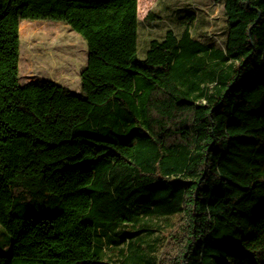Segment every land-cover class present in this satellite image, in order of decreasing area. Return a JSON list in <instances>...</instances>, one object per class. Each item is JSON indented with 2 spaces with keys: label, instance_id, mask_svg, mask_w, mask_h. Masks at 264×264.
<instances>
[{
  "label": "trees",
  "instance_id": "obj_1",
  "mask_svg": "<svg viewBox=\"0 0 264 264\" xmlns=\"http://www.w3.org/2000/svg\"><path fill=\"white\" fill-rule=\"evenodd\" d=\"M215 1L224 49L190 14L140 60L141 0H0V264H111L100 232L174 214L158 264H264V0ZM40 19L85 39L79 92L19 83L20 23Z\"/></svg>",
  "mask_w": 264,
  "mask_h": 264
},
{
  "label": "rangeland",
  "instance_id": "obj_2",
  "mask_svg": "<svg viewBox=\"0 0 264 264\" xmlns=\"http://www.w3.org/2000/svg\"><path fill=\"white\" fill-rule=\"evenodd\" d=\"M138 30V59L146 57L150 41L162 40L172 29L179 37L184 30L182 20L190 14L189 23L195 39L224 49L227 40V17L223 2L215 0H141ZM149 12L153 19L147 18ZM19 83L35 79H49L75 92L81 88V71L87 64L88 49L85 39L68 24L56 20H22L20 23ZM181 215L146 218L133 226L123 225L114 232H100L101 256L111 264H158L166 247L169 234L180 221ZM141 230L137 249L130 256L122 234ZM109 239H115L113 244ZM10 239L0 224V253L9 254ZM135 248V247H134Z\"/></svg>",
  "mask_w": 264,
  "mask_h": 264
}]
</instances>
